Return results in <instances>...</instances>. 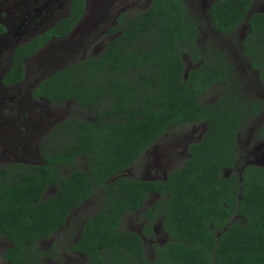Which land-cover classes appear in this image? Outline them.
<instances>
[{
    "label": "trees",
    "instance_id": "16d2710c",
    "mask_svg": "<svg viewBox=\"0 0 264 264\" xmlns=\"http://www.w3.org/2000/svg\"><path fill=\"white\" fill-rule=\"evenodd\" d=\"M253 2L212 0L206 11L219 33L245 22L240 53L264 88V12L250 10ZM83 6L84 0H70L66 15L15 45L0 81H19L21 59L65 34ZM112 26L117 33L98 54L68 61L31 89L50 103L87 106L92 117L55 122L40 143L41 161L0 166L3 259L36 264L44 254L36 241L64 228L74 238L67 250L82 254L83 264H264V166H237L238 134L261 101L243 91L237 98L225 94L234 64L225 49L201 38L203 21L184 0H150L127 19L118 13ZM215 83L223 87L218 97L200 101ZM199 121L204 131L163 177L122 173L168 128ZM253 137L264 138V118ZM50 185L54 190L45 194ZM149 193L156 197L143 208L139 231L121 228L123 213L138 210ZM93 196L100 201L95 210L69 215ZM155 221L164 240L147 257L141 234H151Z\"/></svg>",
    "mask_w": 264,
    "mask_h": 264
},
{
    "label": "rangeland",
    "instance_id": "374dc122",
    "mask_svg": "<svg viewBox=\"0 0 264 264\" xmlns=\"http://www.w3.org/2000/svg\"><path fill=\"white\" fill-rule=\"evenodd\" d=\"M12 1L17 0H0V19H14L17 16L10 10ZM38 1L43 3V0ZM184 1L194 16L203 21L201 38L218 48L225 49V55L234 64L236 76L230 80L228 86H225L227 87L225 94L237 98L245 96L241 93L243 91L247 96L257 97L261 101V111L249 118L238 134L240 156L237 166L244 162H256L264 166V138L253 137L254 127L264 118V88L259 84L256 72L249 68L248 61L239 51L240 37L245 32L246 24L244 21L240 22L230 33L213 31L209 27L207 12L203 9L206 0ZM65 2L66 0H49L40 15H48L50 6L52 15H57L60 12L56 10L59 3H62L61 11H63ZM84 2L82 16L72 32L51 39L40 50L26 58L23 63L25 76L21 82L6 89L0 88V95L4 96L3 103H0V166L16 159L40 161V143L55 122L66 116L92 117L87 106L77 105L70 99L50 103L44 98H31L27 93L28 87L36 78L41 77L42 71L50 72L62 60H74L86 55L98 54L105 42L117 33L112 25L118 13H123L124 18L127 19L149 4L144 3V0H84ZM250 10L264 12V3L254 0ZM2 42L3 38L0 37V48L3 46ZM70 48L73 50L71 54L68 53ZM185 62L189 64L186 58ZM222 89L223 87L215 83L201 93L199 100H214ZM204 129L203 121L171 126L143 148L138 157L125 167L122 173L143 178L163 177L167 170L176 166L186 156V144L197 139ZM78 160L80 161L81 158ZM54 188V185H50L45 194L51 193ZM155 197V193H149L143 206L138 210L124 212L121 217V228L139 231L143 221L140 214ZM99 204L98 196L88 197L79 207L72 209L69 215H85L95 210ZM152 230L151 234H141L144 254L147 257L152 256L153 246L164 240L158 221H155ZM72 238L73 236H65L64 228H58L50 235L38 239L36 246L42 249L44 254L36 264H83V256L67 250L64 242L59 243L61 239L67 242ZM6 244V240L0 237V264H8L2 257V250ZM51 247H54V250H51Z\"/></svg>",
    "mask_w": 264,
    "mask_h": 264
},
{
    "label": "flooded vegetation",
    "instance_id": "af4514ba",
    "mask_svg": "<svg viewBox=\"0 0 264 264\" xmlns=\"http://www.w3.org/2000/svg\"><path fill=\"white\" fill-rule=\"evenodd\" d=\"M48 1L49 0H43V3H40L38 0H17V1H12L13 5L10 6V10L12 12H15V16L16 15L17 16L14 19H7V20L0 19V26H1L0 37L3 38V42H2L3 46L0 48V79H1V76L4 73V71L10 65L11 53H12V50L15 47V45H17L18 43H20L22 41H25L28 38H31V37L35 36L36 34L40 33L41 31L45 30L46 28L50 27L56 20H58L59 18H61L64 15L67 14V7H68V4H69L70 0H66L65 8L63 9V11H61V7H62L61 4L62 3H59L60 5L56 8V10L58 9V10H60V12L57 15H55V16L52 15V10H51L52 7L50 6V8H49L50 11H49L48 15L43 14L41 16L40 13H41L42 9L46 7V4H47ZM149 1L150 0H144V3L145 2L149 3ZM211 1L212 0H206L205 1V5L203 7V9L205 11H206V8H207L208 4ZM83 10H84V6H83V9H82L79 17L75 21V23L71 26V28L68 31H66L65 34H63L62 36H58V37L51 36L47 41H45L43 43V45H41L33 53L23 57L21 59V62L24 63L26 58H28L30 55H32V54L36 53L38 50H40L51 39L60 38V37H63L65 35L70 34L72 32L73 28L75 27V25L77 24L79 18L82 16ZM113 21H114V19H113ZM243 34H244V32L242 33L240 39L243 37ZM72 51L73 50L70 48V52H68V53L71 54ZM239 51H240V47H239ZM68 61H71V60H62V61H60L58 66L54 67L53 69L65 64V63H67ZM23 66H24V64H23ZM52 70H50V71H52ZM44 72L45 71L41 72V77L44 76L45 74H47V73H44ZM24 76H25V69H24L23 77L19 81L10 82V83H2L0 81V88L6 89L8 87H12L13 85L21 82L24 79ZM41 77L36 78L29 85L28 90H27V93H28L29 97L36 98V97L31 96V89H32L33 85L37 82V80L40 79ZM39 98H41V97H39ZM3 99H4V96L1 94L0 95V103H3ZM16 160H19V159H16ZM41 160H42V157H41ZM24 161H31L32 162V160H24ZM33 161H35V160H33ZM59 241H60L59 242L60 244H63V242H64L65 243L64 246L66 247V245L71 240H68L67 242H65V241H63L61 239ZM6 242H7V244L5 245V247L8 245V241L7 240H6ZM71 252H75V251H71ZM75 253L83 256L79 252H75ZM84 259H85V257H84ZM8 264H10V263H8Z\"/></svg>",
    "mask_w": 264,
    "mask_h": 264
}]
</instances>
